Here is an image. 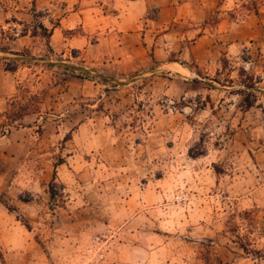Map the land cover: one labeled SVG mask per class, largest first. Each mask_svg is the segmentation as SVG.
Instances as JSON below:
<instances>
[{"label": "rangeland", "instance_id": "374dc122", "mask_svg": "<svg viewBox=\"0 0 264 264\" xmlns=\"http://www.w3.org/2000/svg\"><path fill=\"white\" fill-rule=\"evenodd\" d=\"M103 1L0 0V209L17 226L0 213V264H264V79L256 52L218 56L264 42V0H143L148 41L113 54L137 55L127 71L50 45Z\"/></svg>", "mask_w": 264, "mask_h": 264}, {"label": "crops", "instance_id": "0c3cea01", "mask_svg": "<svg viewBox=\"0 0 264 264\" xmlns=\"http://www.w3.org/2000/svg\"><path fill=\"white\" fill-rule=\"evenodd\" d=\"M104 3H108L110 5V12L108 11H100L98 8H88V7H80L77 11L75 10L70 14L69 17L63 18L60 20V26L55 28V30L52 33L51 37V43L50 45L53 46L55 49L60 51L68 50L69 47L72 48H83L86 52V58L89 61H101L102 59L105 60L103 67L105 69L112 68V69H119L122 71H127L131 68H134L138 66L136 63V57L134 53H124L121 56H113V54L116 52L115 46H117V51L120 49L125 48L124 43L130 42V44L134 45L137 44L136 47L138 52H141L139 44L143 45V41L147 42L148 31L154 30V28L146 29V32H138V29L142 28L141 19L143 18L145 11H146V3L143 0H108L103 1ZM81 4H83V0H81ZM184 5H181L178 7V10L184 11ZM99 10V11H98ZM186 14V13H185ZM184 14V15H185ZM183 15L179 13V18H181ZM176 19V18H175ZM187 19V18H186ZM185 19V20H186ZM77 21H81L84 30H86L85 34L77 35V34H71L66 35L64 31L66 29H72L76 26ZM107 30V34H102V38L100 39V42L97 43L95 46L91 44L88 45L89 38L91 37V34L93 32H97L98 34H101L103 30ZM127 29H132L134 32H128L127 35L122 34L120 35L121 31H125ZM230 32H233L232 29H230ZM144 35V36H143ZM114 36H117V42L114 43ZM135 37V39H132ZM131 38V40H129ZM206 36L203 34L200 38L201 41L205 39ZM123 39V41L121 40ZM240 37H233L232 43L229 45L228 48H222L221 51H219V55L223 54V56L230 57L239 54L241 50L247 51L251 54H254L256 52V55L258 56V60H255L253 67L255 65L256 71L255 72H261L262 78L264 79V64H262V60L264 62V42L263 40H260L258 42H253V44L256 45V47H247L245 44L239 45ZM200 41V42H201ZM198 43V41H197ZM241 43V42H240ZM108 48L112 49L111 51H108ZM146 48H148V44L146 45ZM107 49V50H106ZM136 50V51H137ZM222 52V53H221ZM137 53V52H136ZM108 54V56H106ZM138 54V53H137ZM120 56V57H119ZM217 57V56H216ZM216 59V58H215ZM216 62V61H215ZM217 69L221 71L222 64H221V58H218L217 61ZM257 65V66H256ZM254 67V68H255ZM258 70V71H257ZM1 213V220H2V227L4 232L10 231L8 228H17L16 221L13 220V217H11L6 210L0 209ZM2 237V235H0ZM3 246L10 248L9 245L6 243V241L1 240L0 241Z\"/></svg>", "mask_w": 264, "mask_h": 264}, {"label": "trees", "instance_id": "16d2710c", "mask_svg": "<svg viewBox=\"0 0 264 264\" xmlns=\"http://www.w3.org/2000/svg\"><path fill=\"white\" fill-rule=\"evenodd\" d=\"M41 28L44 30L45 35H47V34H48V33H47V28H46L43 24L41 25ZM33 35H38V34H37L36 32H34ZM14 69H15V68H13L12 70H14ZM245 86H246L247 88H252L254 85H253V84H250V83H246ZM245 101H246V103H247V105H246L247 108L253 105V102L250 101L247 97L245 98ZM51 193H52L53 195H54V193H55V191H54V189H53L52 186H51Z\"/></svg>", "mask_w": 264, "mask_h": 264}]
</instances>
